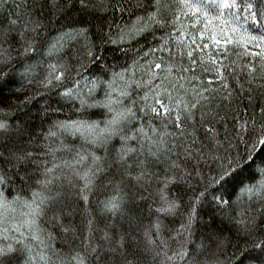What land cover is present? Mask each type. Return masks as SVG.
<instances>
[{
  "label": "snow or ice",
  "instance_id": "obj_1",
  "mask_svg": "<svg viewBox=\"0 0 264 264\" xmlns=\"http://www.w3.org/2000/svg\"><path fill=\"white\" fill-rule=\"evenodd\" d=\"M0 5V264H264V0Z\"/></svg>",
  "mask_w": 264,
  "mask_h": 264
},
{
  "label": "trees",
  "instance_id": "obj_2",
  "mask_svg": "<svg viewBox=\"0 0 264 264\" xmlns=\"http://www.w3.org/2000/svg\"><path fill=\"white\" fill-rule=\"evenodd\" d=\"M0 7H2V5H0ZM72 14L75 15V10H73ZM87 19H92V17H87ZM92 23L95 24V23H97V21L95 19H92ZM94 30L95 29L93 28V31ZM109 55H111V53H109ZM39 108H40V104L39 103L34 104L33 112H36ZM37 123H38V121H37Z\"/></svg>",
  "mask_w": 264,
  "mask_h": 264
}]
</instances>
